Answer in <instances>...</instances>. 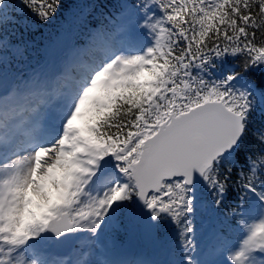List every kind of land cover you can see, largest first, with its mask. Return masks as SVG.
<instances>
[{"label":"snow or ice","instance_id":"1","mask_svg":"<svg viewBox=\"0 0 264 264\" xmlns=\"http://www.w3.org/2000/svg\"><path fill=\"white\" fill-rule=\"evenodd\" d=\"M62 7L0 0V264H264V0H108L32 62ZM198 213L237 238L197 251ZM126 221L160 258L109 242Z\"/></svg>","mask_w":264,"mask_h":264},{"label":"rangeland","instance_id":"2","mask_svg":"<svg viewBox=\"0 0 264 264\" xmlns=\"http://www.w3.org/2000/svg\"><path fill=\"white\" fill-rule=\"evenodd\" d=\"M83 16H81L80 14L74 16V20H76V23H74V21H72V32H71V34H69L67 32V29L69 27L68 22L70 20H66L64 22L65 25L59 26V25L54 24L53 25L54 28H50L49 30L47 29L45 34L43 35V37L40 39H37L36 42H34V43L28 42L26 39H23L24 42L27 43V45H28L27 52L25 53L26 57H28L32 62H35L36 60H38L42 57H45L49 52H51L55 49H58L65 42H68L69 39L71 40V42L75 43L76 38L81 33L79 31L78 27H80V25H82L81 23L83 22ZM59 36H60V38H59ZM194 220L196 222H198L197 230L200 231L199 234H197V235L195 234L194 243L196 245L201 243L202 248H203L204 245L210 241L211 234L214 231H218L217 227L214 223L215 217L210 218L206 213L205 214H199L198 213L196 215V217L194 218ZM128 225H130V224H128ZM167 231H168V233H170L168 238L172 241V245L174 247V243H173L174 231L171 228H169ZM124 233L127 235V239H126L127 241H131L133 245L140 248V242H139L140 240L137 236V231L135 229H131L130 227L127 231L125 229V226L121 227L118 234H114L112 237H110L109 242L110 243H112L113 241L117 242L116 236L119 237L120 235H122ZM232 240H235V239H232ZM151 246L155 250V245H154L153 241H152ZM212 257H213V260L220 259L219 256H212Z\"/></svg>","mask_w":264,"mask_h":264},{"label":"trees","instance_id":"3","mask_svg":"<svg viewBox=\"0 0 264 264\" xmlns=\"http://www.w3.org/2000/svg\"><path fill=\"white\" fill-rule=\"evenodd\" d=\"M112 2L114 3L115 0H112ZM100 3L108 4V0H62L63 7L60 9V12L57 15L56 19H54L49 25L41 27L39 30L25 32L23 34V39H26L28 42L34 43L36 42L37 39H40L43 37L47 29L49 30L50 28H54L53 26L54 24L62 26V25H65L64 22L66 20H70L71 22L74 21V23H76V20H74V16L78 14L81 15V9H83L84 16H83V22L81 23L82 25H80V27L77 26L81 33L76 38V40L78 42L83 41L85 39L87 40L88 36L86 35V33L93 29L94 22L99 19L100 13L105 11V8L103 7L97 8L95 11H93L94 6ZM85 5H87V7H84ZM107 10L113 11L110 4ZM89 13H91L90 16H89ZM215 218H216L215 223L217 226L219 225V223H220L221 228H224L226 225H228L227 230H228L229 236L232 237L233 239L237 238L238 234L232 230L229 224V220L225 217L224 213H221L219 216ZM124 226H125V229L128 231L129 225L127 224V221L125 222ZM193 227L195 229V234L196 235L199 234L200 231L197 230L198 222H196L195 220H193ZM119 238L121 239V241H125L127 239V235L124 233L120 235ZM173 243H174V248L178 247V245L176 244L175 231H174ZM201 248H202V245L200 243L197 245V251H200ZM203 258L213 259L212 256H207Z\"/></svg>","mask_w":264,"mask_h":264},{"label":"water","instance_id":"4","mask_svg":"<svg viewBox=\"0 0 264 264\" xmlns=\"http://www.w3.org/2000/svg\"><path fill=\"white\" fill-rule=\"evenodd\" d=\"M59 38H60V36H59ZM129 227L131 229H135L137 231V236H138L140 243H141V246L143 248H147L151 245L152 238L146 232H144L143 229L136 227V226H133L131 224L129 225Z\"/></svg>","mask_w":264,"mask_h":264},{"label":"bare ground","instance_id":"5","mask_svg":"<svg viewBox=\"0 0 264 264\" xmlns=\"http://www.w3.org/2000/svg\"><path fill=\"white\" fill-rule=\"evenodd\" d=\"M128 248H129V245H123L121 248V251L128 250ZM127 253H129V252H127ZM141 254H142V256L140 258L152 259L155 256V254H157V253L154 250V248L151 246L149 248L142 249Z\"/></svg>","mask_w":264,"mask_h":264}]
</instances>
